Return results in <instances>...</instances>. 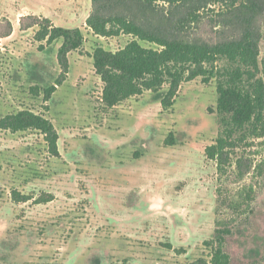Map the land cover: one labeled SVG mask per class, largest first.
<instances>
[{
    "label": "rangeland",
    "instance_id": "rangeland-1",
    "mask_svg": "<svg viewBox=\"0 0 264 264\" xmlns=\"http://www.w3.org/2000/svg\"><path fill=\"white\" fill-rule=\"evenodd\" d=\"M257 2L253 13L222 0L133 3L124 12L187 42L238 40L248 29L264 81V0ZM58 4L0 0V120L42 115L60 155H49L37 131L0 129V264H211L219 232L229 264H264V130L235 133L219 171L204 155L219 135L218 76L183 83L169 111L161 107L167 84L104 107L91 56L97 47L124 48L127 35L95 39L83 30L65 81L48 95L62 70L56 47L38 50L36 23ZM77 5L82 15L86 5ZM215 67L232 68L225 60ZM170 135L175 145L165 146Z\"/></svg>",
    "mask_w": 264,
    "mask_h": 264
},
{
    "label": "trees",
    "instance_id": "trees-1",
    "mask_svg": "<svg viewBox=\"0 0 264 264\" xmlns=\"http://www.w3.org/2000/svg\"><path fill=\"white\" fill-rule=\"evenodd\" d=\"M90 1L92 12L86 19V27L94 35L103 38L120 35L132 37L124 48L116 52L97 47L92 53L94 73L103 85L101 102L104 107L111 109L130 98L142 97L146 92L156 93L167 84L168 90L161 100V107L163 111H169L183 83L202 78L206 84L213 76H218L216 112L219 135L212 145L205 147L204 155L210 161H217L219 171L223 170V158L227 150L236 147L233 140L235 133L264 130V81L258 77V42L251 31L245 29L240 39L213 45L187 42L167 36L159 30L145 28L128 12H124L133 3L150 6L158 0ZM222 1L231 5L240 2L244 13H253L258 5L257 0ZM40 20L41 23H36L38 31L35 34V40L41 43L39 51L55 41H62L57 51V62L62 74L56 85L48 90L50 95L65 81L69 69L68 54L83 45L84 36L78 28L55 26L47 18L41 17ZM140 42L156 45L157 48H145ZM221 60L227 61L232 68L217 69L215 64ZM209 111L213 113L212 109ZM0 129L12 134L37 131L44 136L49 155L54 158L60 156L58 134L53 124L42 115L30 111L7 115L0 120ZM242 139L239 138V141ZM164 144L174 146L173 136L170 135ZM224 233H216L214 246L208 244L212 255L211 264H229V258L222 248ZM193 264L207 263L199 260Z\"/></svg>",
    "mask_w": 264,
    "mask_h": 264
},
{
    "label": "crops",
    "instance_id": "crops-1",
    "mask_svg": "<svg viewBox=\"0 0 264 264\" xmlns=\"http://www.w3.org/2000/svg\"><path fill=\"white\" fill-rule=\"evenodd\" d=\"M90 0H57V2L59 3L55 8H53L52 11L48 10L47 12H43V17L47 18L49 20H51L53 23H56L55 26H60V27H64L67 29H75L78 28L81 30V32L84 30L86 33L89 32L90 34H92V37L95 39H103V37H99L94 35L87 27H86V19L88 18V16L90 15V8L91 6V1ZM78 2H83L86 6H85V11L84 13L81 15V7H78L77 3ZM67 5H71L70 7ZM67 6V7H66ZM71 9L73 12L72 14L69 12ZM79 11V12H78ZM79 13V16H77L76 14ZM74 16H76V19H74ZM79 20V22H82V27H70L73 26V24H75L76 20ZM82 19V20H81ZM67 26V27H65ZM25 32V31H24ZM16 33V30L14 28L12 34L8 37H5L2 39V41H9V39H11ZM60 40H58V42H54L51 46L56 47V49H58L61 46V43H59ZM48 48V47H47ZM73 54V53H71ZM71 54H69L68 59H69V67H71V61H70V57ZM42 66V64H41ZM44 67V66H42ZM140 97H136L135 101L139 100ZM130 101V100H127ZM117 108L113 107V109Z\"/></svg>",
    "mask_w": 264,
    "mask_h": 264
}]
</instances>
